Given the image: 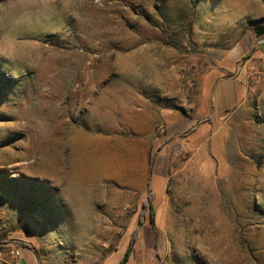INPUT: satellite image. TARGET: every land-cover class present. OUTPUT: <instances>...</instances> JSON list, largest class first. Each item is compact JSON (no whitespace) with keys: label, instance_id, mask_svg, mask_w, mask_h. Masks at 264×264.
Wrapping results in <instances>:
<instances>
[{"label":"rangeland","instance_id":"obj_1","mask_svg":"<svg viewBox=\"0 0 264 264\" xmlns=\"http://www.w3.org/2000/svg\"><path fill=\"white\" fill-rule=\"evenodd\" d=\"M262 28L264 0H0V264H117L149 194L130 264H264Z\"/></svg>","mask_w":264,"mask_h":264},{"label":"trees","instance_id":"obj_2","mask_svg":"<svg viewBox=\"0 0 264 264\" xmlns=\"http://www.w3.org/2000/svg\"><path fill=\"white\" fill-rule=\"evenodd\" d=\"M200 122H196L195 125H193L188 132H192L196 126H198ZM148 217L150 224H153L154 222V210L152 207V195L149 194L141 203L140 211L138 214V219H137V224L136 226L132 229L127 246L123 252V255L119 262L117 264H127L128 258L131 255L133 245L136 242L137 238L140 235L142 226H143V220Z\"/></svg>","mask_w":264,"mask_h":264},{"label":"crops","instance_id":"obj_3","mask_svg":"<svg viewBox=\"0 0 264 264\" xmlns=\"http://www.w3.org/2000/svg\"><path fill=\"white\" fill-rule=\"evenodd\" d=\"M222 82V81H221ZM232 82H235V81H232ZM224 109H228V108H224ZM143 232V233H142ZM147 236L148 234H146V232H144V230L143 229H141V232H140V235H139V237L137 238V240H136V242L134 243V245H133V250H132V252H131V255L129 256V258H128V262H127V264H130V261L131 260H133L134 259V255H135V253L137 252V248H138V243L140 242V240H141V237L142 236ZM148 246V245H147ZM135 264V263H134Z\"/></svg>","mask_w":264,"mask_h":264},{"label":"built area","instance_id":"obj_4","mask_svg":"<svg viewBox=\"0 0 264 264\" xmlns=\"http://www.w3.org/2000/svg\"><path fill=\"white\" fill-rule=\"evenodd\" d=\"M13 255H14L15 258H16V261L13 262V264H19V262H18V257L20 256V252H19V250H15V251H13Z\"/></svg>","mask_w":264,"mask_h":264},{"label":"water","instance_id":"obj_5","mask_svg":"<svg viewBox=\"0 0 264 264\" xmlns=\"http://www.w3.org/2000/svg\"><path fill=\"white\" fill-rule=\"evenodd\" d=\"M264 33V28H262L260 31H258L257 35L263 34Z\"/></svg>","mask_w":264,"mask_h":264},{"label":"bare ground","instance_id":"obj_6","mask_svg":"<svg viewBox=\"0 0 264 264\" xmlns=\"http://www.w3.org/2000/svg\"><path fill=\"white\" fill-rule=\"evenodd\" d=\"M86 85H87V84H86ZM84 88H85V86H84ZM83 90H84V89H83ZM81 91H82V90H81ZM83 92H84V91H83ZM85 92H86V91H85ZM85 92H84V94H86ZM85 96H87V94H86Z\"/></svg>","mask_w":264,"mask_h":264}]
</instances>
